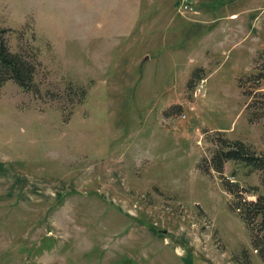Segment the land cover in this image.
<instances>
[{
	"label": "rangeland",
	"instance_id": "rangeland-1",
	"mask_svg": "<svg viewBox=\"0 0 264 264\" xmlns=\"http://www.w3.org/2000/svg\"><path fill=\"white\" fill-rule=\"evenodd\" d=\"M181 1L0 0L36 68L0 84V264H264L227 188L254 200L260 172L211 162L221 138L264 154V27L252 57L212 58L224 0Z\"/></svg>",
	"mask_w": 264,
	"mask_h": 264
},
{
	"label": "trees",
	"instance_id": "trees-1",
	"mask_svg": "<svg viewBox=\"0 0 264 264\" xmlns=\"http://www.w3.org/2000/svg\"><path fill=\"white\" fill-rule=\"evenodd\" d=\"M35 78V64L17 53L10 52L6 42L0 35V84L11 79L24 89H35ZM201 79H204V68L198 67L191 76L188 83L189 87L194 88L195 83ZM240 85L242 86V84ZM227 161L240 162L253 171L260 172L264 184V154L257 153L255 149L253 150L242 140L220 139L219 147L211 161L212 167H215L217 172H222ZM227 188L230 193L238 195L234 209L239 212L250 230L252 245L264 262V194H260L256 187V191L252 193L256 196V199L249 200L237 194L239 193L238 190L230 189L229 186Z\"/></svg>",
	"mask_w": 264,
	"mask_h": 264
},
{
	"label": "crops",
	"instance_id": "crops-1",
	"mask_svg": "<svg viewBox=\"0 0 264 264\" xmlns=\"http://www.w3.org/2000/svg\"><path fill=\"white\" fill-rule=\"evenodd\" d=\"M240 3L237 2V5H235L231 1L226 2L224 0L221 3L205 4L208 7L205 11L201 9L203 11L202 14L205 13L206 15V35H208V38L211 37L212 42L216 41L215 44L212 42L208 44L213 48L216 46V51L214 52H216L217 56L214 55L212 58H218V56L231 58L230 56L233 52L238 51L235 56V61L238 63L243 57H252L251 51L253 53L257 51L256 32L258 30V22L261 25L260 28L264 27V9L260 7L261 10L257 11L256 6L252 5V3L245 6H240ZM209 8L217 9V11L211 12ZM216 34L217 36L213 37ZM258 43L260 45L261 41H258ZM203 58L204 55L202 54L201 59ZM206 63L200 61L194 68L202 67L205 69L209 65H206Z\"/></svg>",
	"mask_w": 264,
	"mask_h": 264
},
{
	"label": "built area",
	"instance_id": "built-area-1",
	"mask_svg": "<svg viewBox=\"0 0 264 264\" xmlns=\"http://www.w3.org/2000/svg\"><path fill=\"white\" fill-rule=\"evenodd\" d=\"M182 4V8L186 9V10H191L193 11V3L192 0H182L181 1Z\"/></svg>",
	"mask_w": 264,
	"mask_h": 264
}]
</instances>
